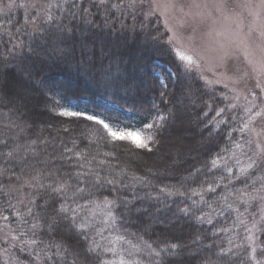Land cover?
I'll return each mask as SVG.
<instances>
[{"label": "trees", "instance_id": "obj_1", "mask_svg": "<svg viewBox=\"0 0 264 264\" xmlns=\"http://www.w3.org/2000/svg\"><path fill=\"white\" fill-rule=\"evenodd\" d=\"M36 2L0 0V224L18 262L73 264L85 246L89 264L264 261V170L240 161L254 152L246 107L182 64L149 0H59L43 15ZM66 110L140 131L151 151ZM65 202L80 230L54 211Z\"/></svg>", "mask_w": 264, "mask_h": 264}, {"label": "rangeland", "instance_id": "obj_2", "mask_svg": "<svg viewBox=\"0 0 264 264\" xmlns=\"http://www.w3.org/2000/svg\"><path fill=\"white\" fill-rule=\"evenodd\" d=\"M57 1L37 0L35 7L43 9V15ZM149 1L169 33L174 52L180 50L191 55L199 65L191 70L198 72L207 83L224 87L232 93L234 102L246 107L252 120L254 152L243 155L240 161H244L247 169L264 170V51H261L264 37L260 36L264 9L259 6L260 0ZM181 62L186 66V62ZM111 128L117 133L116 139L130 134H139L126 139L131 142L144 138L140 131ZM253 161L255 164L250 168ZM103 213L97 210L91 214L100 216ZM261 220L259 224H264V215ZM106 222L107 217L92 221L98 242L107 241ZM18 241L0 224V258L4 264H20L17 258L20 253L15 252L24 251ZM109 242L117 244V241ZM127 251L130 254L132 249L128 247ZM136 253L135 250V257Z\"/></svg>", "mask_w": 264, "mask_h": 264}, {"label": "snow or ice", "instance_id": "obj_3", "mask_svg": "<svg viewBox=\"0 0 264 264\" xmlns=\"http://www.w3.org/2000/svg\"><path fill=\"white\" fill-rule=\"evenodd\" d=\"M103 2H104V0H101V3H103ZM259 6H260L261 9H264V0H260V5ZM257 15H259V13H257ZM260 36L264 37V25L261 26ZM169 44H171V40L169 41ZM261 51H264V48H261ZM175 55L179 58L180 61L186 62V67L189 68V69H191L193 66H196V67L199 66L198 63L193 59V57L191 55H188V54H186L183 51L176 50ZM169 75H171V74H169ZM161 83L163 84V79H161ZM164 86L166 87V84ZM221 111H223V110H221ZM60 114L63 115V116H77V117L83 115L85 117V119H87L88 121H94L96 124L102 125L112 135V137L114 139L117 138V133L113 132L112 128L109 127V124L105 123V121L103 119L98 118L94 114L93 115H87V114H83V113H80V112H69V111H63ZM156 119H159V120L163 121V120L166 119V117H164L163 115H158V117ZM153 126L154 125L152 123H149V124L145 125V127L149 128V129L153 128ZM245 127H247V125H245ZM131 135H135L137 137L139 136V134H130V135H120L118 138L120 140H126V139L131 138ZM151 139H152L151 137L136 138V139L133 140V143L138 148L147 149V150L151 151V148L149 146V141ZM239 146L240 145H237V147H239ZM7 155H8V157H12L13 153L9 152ZM254 164H255V161H253V163L250 164L249 167L250 168L253 167ZM77 175L79 176V174H77ZM17 179H19V177H17ZM33 179H35V177H33ZM109 183H112V182L109 181ZM66 184H67V181H65L64 183H62V184H60L58 186H52L51 187V191L55 192V193H59V192L65 190V185ZM39 187L43 188L45 186L43 184H41V185H39ZM262 187H264V185H262ZM76 190L77 191H81V192L83 191V189H80V188H77ZM261 199H264V197H261ZM29 203H33V201H30ZM65 204H66V202L65 203H61L59 209H54V211L56 212V214L58 216L62 215L64 219H70L71 222H72L71 223V227L72 228L80 230L82 228V226L76 224L75 217L74 216L69 217L67 215L69 213V211H72V210L69 209L68 207H66ZM28 212L31 215L32 209L29 208ZM5 219H7V217H5ZM53 224H55V220L53 221ZM34 227H35V225H34ZM85 239H87L86 236H85ZM56 247L59 248L61 246L57 245ZM169 247L174 249L177 246L175 244H172ZM94 251H95L94 248L85 246L81 251L74 252L73 253V264H89L91 254ZM161 251H164V249H162ZM255 251H256V249H253V252H255ZM155 255L159 256L160 252L157 251L155 253ZM101 264H110V262H103L102 261ZM120 264H125V262L123 260H121ZM256 264H264V261L257 260Z\"/></svg>", "mask_w": 264, "mask_h": 264}]
</instances>
